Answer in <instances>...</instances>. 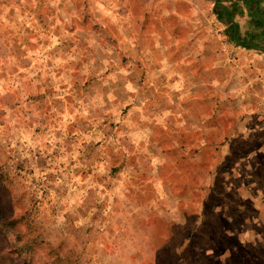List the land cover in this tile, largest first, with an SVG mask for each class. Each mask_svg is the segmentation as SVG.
I'll list each match as a JSON object with an SVG mask.
<instances>
[{"label":"rangeland","instance_id":"374dc122","mask_svg":"<svg viewBox=\"0 0 264 264\" xmlns=\"http://www.w3.org/2000/svg\"><path fill=\"white\" fill-rule=\"evenodd\" d=\"M129 3L136 20L124 0H59L53 32H0V264H264V145H219L244 121L264 139V89L237 113L219 70L207 83V42L239 54L217 13L144 23Z\"/></svg>","mask_w":264,"mask_h":264},{"label":"crops","instance_id":"0c3cea01","mask_svg":"<svg viewBox=\"0 0 264 264\" xmlns=\"http://www.w3.org/2000/svg\"><path fill=\"white\" fill-rule=\"evenodd\" d=\"M10 1H13L14 7L12 9L6 8L9 6ZM28 1L32 3L28 5ZM41 4H38L37 0H0V32L14 31V32H53L54 30V10L57 9L56 4L59 0H38ZM64 1V0H61ZM127 6L131 4L129 2H139L141 6V18L148 20L144 23H148L154 18H157V22L160 19L170 13L182 16L180 10L183 3L189 5L191 16H202L201 13H205L206 17L211 18V23L214 21V16L217 13L221 18L223 34L226 33V29L229 27L233 31L235 37L233 41H226L224 38L221 41V48L225 51L236 49L239 54L235 59L227 61L226 57L222 56L221 62H214L212 55V49L216 47V41L207 42V53L205 55V62L208 65L206 71V81L209 85L213 86L214 81L219 78H215L214 70H219L216 75L220 76L222 83V96H236L237 100L233 104L226 106L227 109L237 113H243L251 111L250 107L246 108V104L242 98L255 97L257 87L255 85L260 83L261 90L264 89V0H124ZM199 1L206 2L204 6L198 5ZM44 2V5H42ZM46 4V5H45ZM46 6L48 7L47 10ZM132 18L138 17L136 4L131 5ZM216 7V10H215ZM144 21V20H143ZM212 25V24H211ZM29 27L26 30L23 27ZM213 28V25H212ZM226 31V32H225ZM240 36V39H237ZM245 37V38H243ZM160 46H158L159 48ZM230 53V52H229ZM261 53L263 55H261ZM239 55V56H238ZM262 56V57H261ZM242 66V67H241ZM247 70V72H245ZM250 80L251 83L246 81ZM254 82V84H253ZM227 86L231 88L227 89ZM225 87V88H224ZM230 91V92H228ZM264 95V93L262 92ZM208 95V93H207ZM213 96V94H212ZM264 111V105L261 108ZM255 111V110H253ZM200 126H197L198 128ZM235 129L234 136L229 138H223L219 145H221V157L225 159L255 161L259 160L257 157L258 149H253L248 152L246 156V145H254L256 143H262L264 145V139L260 142L256 137H250V133L246 132V123L237 122L232 126ZM253 131V129H251ZM230 136V133H229ZM216 146L212 140L201 141L200 144ZM234 146H241L238 149V153H234L232 150ZM211 149V148H210ZM246 152V153H245ZM256 155V158H255ZM197 162V160H196ZM209 171H203L201 176L209 178L211 175ZM240 172V171H239ZM199 175L197 168H190V176L197 177ZM239 175V174H238ZM247 174L240 172V177H245ZM161 192H165L162 186L159 188ZM190 190L198 191L197 183L191 182ZM192 194V193H191Z\"/></svg>","mask_w":264,"mask_h":264}]
</instances>
